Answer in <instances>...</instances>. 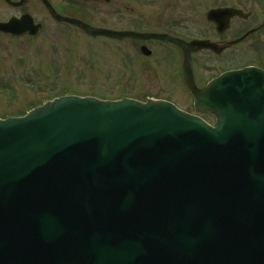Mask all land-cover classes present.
Masks as SVG:
<instances>
[{"label": "water", "instance_id": "water-1", "mask_svg": "<svg viewBox=\"0 0 264 264\" xmlns=\"http://www.w3.org/2000/svg\"><path fill=\"white\" fill-rule=\"evenodd\" d=\"M41 2L92 37L176 45L194 110L214 124L161 100L75 95L0 120V264H264V72L198 89L190 53L224 47L96 28ZM233 13L246 18L216 9L206 20L221 33ZM39 29L28 14L0 22L11 36Z\"/></svg>", "mask_w": 264, "mask_h": 264}, {"label": "rangeland", "instance_id": "rangeland-1", "mask_svg": "<svg viewBox=\"0 0 264 264\" xmlns=\"http://www.w3.org/2000/svg\"><path fill=\"white\" fill-rule=\"evenodd\" d=\"M223 1L113 0L109 5H96L82 4L79 0H50L58 10L76 14L92 26L123 27L121 18L127 8L134 11L129 14L130 23L134 16L141 17L144 24L154 19L174 22L181 30L163 24L159 27L169 33L175 30L174 34L187 38H199L203 34L211 37L213 29L206 22L205 13ZM249 1L242 0L244 12L252 10ZM186 7L191 9L190 19L181 12ZM23 13L29 14L41 29L33 37L0 34V118L21 115L48 99L66 94L101 100L167 99L192 113L190 96L180 79V57L173 45L155 42L149 49L150 56L144 58L129 40L117 42L90 37L73 26L53 21L39 0H28L18 8L0 1V22ZM241 23L249 27L255 23V17ZM250 44L248 38L238 47L242 53L235 61H227V53L221 56L202 53L200 58L209 71L264 65V48L254 52ZM203 119L213 124L212 117Z\"/></svg>", "mask_w": 264, "mask_h": 264}, {"label": "flooded vegetation", "instance_id": "flooded-vegetation-1", "mask_svg": "<svg viewBox=\"0 0 264 264\" xmlns=\"http://www.w3.org/2000/svg\"><path fill=\"white\" fill-rule=\"evenodd\" d=\"M10 1L16 2L18 0H10ZM69 1H72V0H69ZM47 2L51 5L53 10L57 14H59L61 16L69 17V18L79 19V17H77L76 14L67 13L65 11H62L61 9L58 10L57 7L55 8V6L52 5L50 0H47ZM79 2H81V0H79ZM111 2H113V0H99L96 2L95 1L94 2H86L84 4L92 3V4H96V5H109ZM71 3H73V2H71ZM249 5L251 6L252 10L248 11V12H244L241 9L242 8V0H224L221 4L208 9L206 11V13L210 10L229 9L231 11L232 10L233 11H241L242 14L244 16H246V18H243L242 16H239V15L233 13L232 17H230V19H229L228 28L225 29L224 31H222L221 33H217L215 31L214 25L212 23H209L206 21L213 29L212 30L213 33H212L211 37L209 35L203 34V36H201L199 38H193V37L187 38V37L183 36L182 34H178V33L174 34L175 30L178 31L180 29L179 25L177 23L169 22V21L162 22L161 20H155L154 19V21L152 23L149 24L148 22H145V24H144L142 22L141 17L134 16V19L130 23L129 22L130 21L129 14L131 12L134 13V11L132 9L127 10V8H126V12L124 13V15L121 18V21L125 25L121 28H113L111 30H115V31L131 30V31H136V32H141V33L148 32V33L166 34L170 37L177 38V39H180V40L185 41V42H189V41L195 40V39L209 40L213 43H216L217 45L224 47V50L218 54H215L209 50H201V51H198L196 53L190 54L191 72L193 75L194 83L197 86V88L202 89L206 86V84L210 80H212L213 78H215L216 76L220 75L221 73H223L225 71L236 70V69L243 68L246 66H254V67H257V68L261 69L262 71H264V65L263 64L262 65L249 64V65L242 66V67L233 66V67H227L224 69L218 68L215 71H209L208 68H206V66L204 65V63H202V59L200 58V54H202V53H207L209 55H214V56H221V55L227 53V56H228L227 61L231 62V61L238 60V57H240L239 55H241V53H242L241 51L238 50V47L244 41H246L248 38H251V44H250L251 48L250 49L253 50L254 52L257 51L258 49L260 50V47L264 48V0H250ZM183 11L185 12L186 17L190 16L191 9L189 7H186V9L182 10L181 12H183ZM46 12H47V10H46ZM206 13H205V16H206ZM252 16L255 17V23L249 27L243 26L241 21H243V20L247 21ZM188 19H190V17ZM221 23H222V25H224V23H225V14H223V16L221 18ZM129 24H131V26H129ZM161 24H163L165 26H170L171 28H174L175 29L174 32L170 31V33H169L168 31H165V29H163L162 27H159ZM154 28H155V30L161 28L162 31L161 32H155V31H153ZM108 29H110V28H108ZM145 29H148V31H142ZM248 32H251V33L246 38H244L243 40L238 41L240 38H242V36H244ZM128 40L130 42L134 43V45H136L138 50H140L142 47H146L147 49H150L151 45L155 42L164 43V42H161L158 40L124 39L122 41H128ZM164 44H167V43H164ZM173 46L176 49V51L178 52L179 57H180L179 73H180L181 83H182L183 87L185 88L186 92L188 93V95L191 97V95L189 94V92L186 89V87L183 83V80H182L183 55L181 53V50L178 47H176L175 45H173ZM149 56H144V58H148ZM217 67H219V65H217ZM164 100H167V99H164ZM191 108H192V112H194L193 107H191ZM196 114H198V113H196ZM199 115H201V114H199ZM202 116H205V115H201V117Z\"/></svg>", "mask_w": 264, "mask_h": 264}, {"label": "trees", "instance_id": "trees-1", "mask_svg": "<svg viewBox=\"0 0 264 264\" xmlns=\"http://www.w3.org/2000/svg\"><path fill=\"white\" fill-rule=\"evenodd\" d=\"M49 100V99H48ZM32 108V107H31ZM24 114V113H23ZM23 114H21V115H23ZM19 115V114H18Z\"/></svg>", "mask_w": 264, "mask_h": 264}]
</instances>
